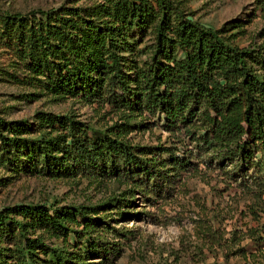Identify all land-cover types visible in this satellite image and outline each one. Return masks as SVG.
Returning <instances> with one entry per match:
<instances>
[{
  "label": "rangeland",
  "instance_id": "374dc122",
  "mask_svg": "<svg viewBox=\"0 0 264 264\" xmlns=\"http://www.w3.org/2000/svg\"><path fill=\"white\" fill-rule=\"evenodd\" d=\"M104 1L0 0V13L50 9L62 4L78 6L85 10L84 15L92 24L85 31L82 27L78 37L69 38L67 47L60 52L69 68L80 73L75 75L71 87L33 78V70L27 68L13 47L0 39V115L5 119L36 121L39 127H29L25 133L39 137L59 130L49 124V116L71 115L94 130L107 129L138 155L158 157L159 149L155 146L164 145L185 156L187 162L174 174L173 164L164 158L163 182L168 189H152L146 187L143 179L138 180V164L108 165L104 168L107 171L93 174L81 170L56 174L24 154L12 161V155L8 157L10 153L0 145V208L15 203H39L71 211L80 205L92 207L95 212L90 216L95 230L87 235H96V241L116 247L117 252L92 246L94 250L87 252L84 259L69 255L65 263L58 264H264V193L243 181L228 160L219 164L212 157L214 151L199 150L190 134L165 129L157 116L138 127L134 123L148 118L135 110L130 118L133 124L120 132L116 123L128 119L131 110L102 95L109 83L110 60L112 54L120 57L122 74L136 93V83L130 79L151 63L154 21L144 30L138 25L113 21L105 15ZM149 1L156 5L155 0ZM165 3L171 19L182 16L214 28H221L226 22L228 26L234 25L225 34L238 46L256 47L264 42V0ZM255 66L264 71L262 66ZM117 86L107 90L112 92L111 97L120 93ZM24 92L30 94L23 97ZM77 220L82 222L78 216ZM69 225L74 229L82 226L74 222ZM44 228L34 225L24 233L37 236L52 247L88 251L84 245L88 236L79 238L70 231L65 239ZM11 234L0 238V264L19 262L18 239ZM42 247L38 244L35 250L38 264H56Z\"/></svg>",
  "mask_w": 264,
  "mask_h": 264
},
{
  "label": "trees",
  "instance_id": "16d2710c",
  "mask_svg": "<svg viewBox=\"0 0 264 264\" xmlns=\"http://www.w3.org/2000/svg\"><path fill=\"white\" fill-rule=\"evenodd\" d=\"M155 1L156 5L149 0H105L103 3L105 15L113 21L120 20L121 24L138 25L144 30L154 21L151 63L130 79L136 83V93L131 91L129 79L122 74L120 57L112 54L109 83L102 95L111 101H120L131 110L129 118L116 125L120 132L128 130L135 110L144 112L148 118L134 123L138 127L157 116L165 129L190 134L199 150L214 151L212 157L219 164L228 160L243 181L254 184L253 188L263 194L264 71L260 72L255 64L264 68V42L256 47L238 46L225 34L234 25L228 26L226 22L221 28H214L182 16L171 19L165 0ZM84 12L78 6L66 4L26 12L4 11L0 13V39L13 47L27 68L33 70V73L30 71L33 78L71 87L75 75L80 73L69 68L60 52L67 47L69 38L79 36L82 27L84 31L87 25L92 28ZM116 85L120 93L115 98L107 90ZM29 94L24 92L21 96ZM35 122L5 119L0 115V145L10 153L8 157L12 155V161L24 154L32 157L35 164L40 161V166L50 173L81 170L93 174L107 171L104 168L108 165L133 163L140 167L137 178L143 179L146 187L167 190L168 185L163 182L164 160L169 159L173 164L174 174L187 162L185 156L164 145L155 146L159 149L158 157L138 155L107 129L94 130L71 115L49 116V124L59 130L46 137L25 133L29 127L38 126ZM91 212L95 210L87 205L74 207L72 211L51 209L39 203L5 205L0 208V238L10 233L13 238L17 236L18 264H38L34 256L38 244L56 264L65 263L69 255L84 259L87 252L94 250L92 246L96 250L117 252L116 247L96 241V235H87L95 230ZM77 216L82 218L81 223ZM69 222L82 226L74 229ZM34 225L45 227L54 235L61 234L65 239L70 231L79 238L88 236L84 244L88 251L52 247L37 236H27L24 232Z\"/></svg>",
  "mask_w": 264,
  "mask_h": 264
}]
</instances>
